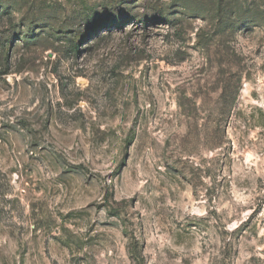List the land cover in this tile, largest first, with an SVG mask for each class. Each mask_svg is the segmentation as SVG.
<instances>
[{"label":"rangeland","instance_id":"obj_1","mask_svg":"<svg viewBox=\"0 0 264 264\" xmlns=\"http://www.w3.org/2000/svg\"><path fill=\"white\" fill-rule=\"evenodd\" d=\"M264 264V0H0V264Z\"/></svg>","mask_w":264,"mask_h":264},{"label":"trees","instance_id":"obj_2","mask_svg":"<svg viewBox=\"0 0 264 264\" xmlns=\"http://www.w3.org/2000/svg\"><path fill=\"white\" fill-rule=\"evenodd\" d=\"M133 255H134V259L137 262V264H142L143 263L142 256L139 253L137 248L133 249Z\"/></svg>","mask_w":264,"mask_h":264}]
</instances>
